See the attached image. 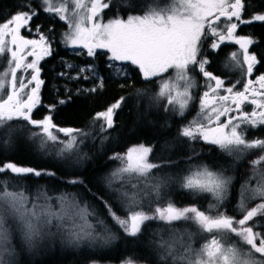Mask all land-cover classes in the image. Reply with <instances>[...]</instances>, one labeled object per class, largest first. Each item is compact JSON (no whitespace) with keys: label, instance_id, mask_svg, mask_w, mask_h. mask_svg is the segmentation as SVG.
Returning a JSON list of instances; mask_svg holds the SVG:
<instances>
[{"label":"snow or ice","instance_id":"6c2138e0","mask_svg":"<svg viewBox=\"0 0 264 264\" xmlns=\"http://www.w3.org/2000/svg\"><path fill=\"white\" fill-rule=\"evenodd\" d=\"M18 7L21 10L0 22V58L8 57L4 70L0 71V144L5 149L11 145L13 136L21 138L18 134L23 128L13 125V121L19 120L25 127L38 129L30 133L29 139L38 141V151L45 157L87 159L81 146L92 132L59 127L53 122L57 105L70 103V96L67 100L58 99L56 104L44 106L48 114L41 119L33 118L34 111L43 106L40 92L45 81L40 78L39 63L53 52L52 41L41 30L42 25H36L34 29L31 25L43 11L50 19L67 25V31L61 34L66 46L84 49L88 57L96 56L97 50H107V67L117 76L127 75L125 62L138 68L145 80L175 69V76L161 81L159 92L151 99L158 102L166 98L165 111L171 107L180 117L185 115L194 99L191 90L195 87V79L189 72H198L204 78L207 90L199 97L197 117L180 130L181 137L216 146L221 154L233 160L229 167H235L251 150H264V139L247 140L241 130L242 125L251 128L264 125V73L254 80L247 79L243 90L237 91L236 85L241 80L226 82L208 71L211 61L202 49L209 39L212 40L208 45L209 52L218 51L225 42H234L239 45V50L231 53L223 68L239 70L242 77L253 75L260 60L256 53L249 51V46L256 42L251 36L235 33L241 25L264 22V13L251 14L250 19L242 18L245 0H170L167 7L148 5L143 14H129L127 19L117 16L106 23L102 22L101 15L111 4L104 0H37L35 8L32 0H26ZM122 7L136 10L127 3ZM222 18L225 22L221 25ZM22 30L34 32L38 39L26 38ZM53 31L51 27L48 29L49 33ZM28 57L33 59L29 62ZM62 63L66 69L76 67ZM58 75L73 81H97L91 88L77 89V93H95L104 87L103 77L99 76L94 64L79 67L74 76L66 72ZM181 85L183 90L179 91ZM221 90L225 94L221 95ZM65 91L71 92V89L66 87ZM136 94L145 93L138 89ZM126 99L122 96L106 110L96 113L90 127L102 120L100 133L113 129L117 111ZM246 103L254 106L250 113L243 110ZM221 117L225 119L222 121ZM57 133L65 138L61 139ZM108 139L104 136L101 144ZM153 150L154 146L140 144L130 147L125 154L114 153L109 157L121 163L106 178L105 191L112 203L85 186L86 191L104 205L108 218L131 238L138 237L148 222H162L164 228L153 232L158 237L153 243L161 264L169 261L171 264H264V232L259 230L264 228V223H249L264 217V171L258 168L264 163V155L251 161L253 171L240 185L233 209L240 216L237 219L226 209L221 210L229 201L230 189L236 180L235 176L226 175L227 168L215 170L207 164H190L184 175H154V170L169 164L150 162L149 155ZM5 173L16 178L56 177L51 170L21 166L12 161L0 162V175ZM64 182L84 185L79 179ZM9 184V180H0V264H12L14 238L30 248L44 236L55 234H61L67 242L76 245L96 240L107 243L116 238L95 206L83 199V193L61 191L53 196L44 185H38L35 194L29 196L23 190L10 189ZM170 184H176L191 197L207 194L213 202L205 210L195 204L179 207L170 199L162 206L161 193ZM256 200L260 202L249 208V202ZM118 211L124 215H119ZM90 217L95 219V224ZM181 221L193 225L195 231L173 227ZM97 226L102 232L97 231ZM165 232L169 233L167 239ZM199 235H210V239L198 249L193 248V237ZM122 264H135V261L126 258Z\"/></svg>","mask_w":264,"mask_h":264},{"label":"trees","instance_id":"16d2710c","mask_svg":"<svg viewBox=\"0 0 264 264\" xmlns=\"http://www.w3.org/2000/svg\"><path fill=\"white\" fill-rule=\"evenodd\" d=\"M167 0H104L109 2L111 7L103 11L102 16L104 19H113L119 16L126 18L129 14H140L146 10L148 5L156 3H163ZM26 0H0V22L5 21L12 13L21 10L18 6ZM127 3L131 7H135V11H130L129 8L122 7ZM246 7L243 13L244 19H250L251 14L264 13V0H245ZM32 7H37V0H32ZM39 10V9H38ZM32 28L36 25H42V31L49 36L52 41V55L45 57L39 63L41 68L40 78L45 81L41 87L40 97L43 106L34 111L33 118L41 119L44 115L48 114L44 106L56 104L58 99L67 100L71 97V102L65 105H57L53 113V122L59 127H72L81 128L85 131H91L92 136L89 137L81 146V152L87 153V159L72 160L66 166L55 165L48 157H45L41 152H33L31 147L38 149V141H31L29 139L32 131H38L35 128L25 127L22 121H13V125H19L23 130L18 134L19 139L13 136L11 145L5 149L3 144H0V162L12 161L21 166H30L37 169H48L56 173V177L41 176L39 178L27 176L23 178H16L10 176L8 173L0 175V180H9L10 188H18L16 185L32 182L34 185H44L52 187L49 192H59V190L66 187H73L77 189H91L93 193L100 191L103 193L96 194L103 196L105 200L112 203V199L105 191L108 174L121 166V163L116 160H110L109 157L114 153L125 154L126 150L134 145L144 144L145 146H154L153 152L149 155V161L152 163H168L169 166L162 167L153 171L157 175L167 168L169 172L175 177L177 175L186 174L189 165L207 164L209 167L219 170L221 167L227 168L226 175H233L236 177L234 185L238 184L239 180H244L252 167L239 169L229 167L234 162L228 156L221 154L216 146L203 143L200 140L189 141L187 138L180 136V130L187 125L194 118L192 116L193 110L195 111L198 105V97L202 95L204 87V78L195 71L190 70V74L196 80L197 89L194 90L196 97L191 109L185 113L183 117L178 116L169 107L165 111L167 99L162 98L158 102L153 101L154 97L160 90L161 81L171 80L174 77L173 70L162 74L149 80H145L139 69L135 66L128 64L127 75L120 77L115 76L112 71L107 67L108 54L106 52H97L96 56L88 57L86 53L78 54L72 51L61 40V34L67 31V25L59 22L58 20L50 19L43 11L31 22ZM53 28L54 31L49 33L48 29ZM22 34L27 37L37 38L38 36L32 32L22 30ZM237 36H251L256 42L249 46V51L257 54L260 63L254 69L251 77L243 76V78H253L264 73V22H254L252 24L241 25L236 33ZM212 42L211 39L205 41L202 45L203 54L211 61L207 70L213 72L215 75L220 76L226 82L230 81L235 83L241 80V72L239 70H225L223 65L229 58L232 52L235 51V44L224 43L219 50L209 52L208 45ZM8 57L0 58V71H3L6 66ZM62 62H67L75 65V68L66 69ZM87 64H94L100 77H103L104 87L95 93L81 91L77 93V89H84L93 87L97 81L90 80H70L58 75L61 72H66L68 75L74 76L79 66ZM230 83H226L229 85ZM123 85V87H121ZM239 85V84H238ZM71 89V92H66L65 88ZM239 88V87H236ZM143 90L145 94L137 95V90ZM198 92V94H196ZM127 97L123 102L122 107L117 111L115 116V127L105 133L99 132L102 120H98L94 127H90V122L94 115L98 112L106 110L108 106L114 103L120 97ZM197 102V103H196ZM247 104L246 109L249 108ZM60 138H65L63 134L57 133ZM248 134L252 137H264V129H251ZM104 136L109 139L101 144ZM28 138V139H26ZM199 154V155H196ZM189 157H194L189 161ZM259 156H257L258 158ZM75 158V157H74ZM256 158V159H257ZM162 173V172H161ZM243 178V179H242ZM71 179H79L84 182V185H69L64 181ZM176 188H179L177 185ZM180 192L176 197L175 204L179 207L187 205H199L202 201L197 197H191L187 192ZM185 193V194H184ZM113 207L117 206L113 204ZM100 216L112 224L115 233H120L121 236L128 238L121 229L116 226L111 219L108 218L107 212L102 207H95ZM145 209V211H147ZM229 211H231L229 209ZM118 214L123 216V212ZM154 223V222H148ZM163 225V224H159ZM164 226V225H163ZM194 232V226H192ZM118 229V231H116ZM18 243L23 248V252H15L11 258L14 263V257L22 255L28 256L26 245L21 244L18 238L13 239V244ZM35 247V245L33 246ZM32 248V247H31ZM85 256L79 259L65 257L64 250H58L53 254H43L39 259L34 260V264H111L105 257L99 256ZM109 254V253H107ZM111 256H115L110 253ZM115 258V257H114ZM127 257L117 259L118 264H122ZM7 259V258H6ZM134 260V259H133ZM136 264H149L148 261L134 260Z\"/></svg>","mask_w":264,"mask_h":264},{"label":"rangeland","instance_id":"374dc122","mask_svg":"<svg viewBox=\"0 0 264 264\" xmlns=\"http://www.w3.org/2000/svg\"><path fill=\"white\" fill-rule=\"evenodd\" d=\"M169 3H170V0H167V1L163 2V3H156V4H153V5L154 6H157V7H160V8H163V7H167L169 5ZM140 14H143V13H140ZM133 15H137V14H133ZM123 19H127V17L126 18H123ZM101 20H102V22L106 23L109 19H104L103 16L101 15ZM224 22L225 21L222 18L221 25ZM25 37L28 38V39H38V37L37 38L27 37V36H25ZM225 43L235 44L234 42H225ZM235 46H236V48H235V51L234 52H236V51L239 50V45L235 44ZM68 47L72 51L77 52L78 54H82L83 52L86 53V50H84V49L76 48L74 50L72 47H70V46H68ZM97 52H106L107 53V50L101 49V50H97ZM107 54L109 55V53H107ZM31 59H33V57H28L29 62L31 61ZM6 64H7V61H6ZM123 66H124L125 72H127L128 63L125 62ZM79 67H83V66H79ZM171 70H173L174 76H175V69H171ZM111 71H112V73L115 76H117L113 70H111ZM190 73L191 72H189V75H191L193 77V75L190 74ZM19 75H20V73H18V76ZM85 75H89V73H85ZM120 76H123V74H121V75H119L117 77H120ZM256 77H253L252 79L254 80ZM247 79L248 78L241 77V83L239 85L238 84L236 85V87H239V88H236L235 90H237V91L242 90L243 89V83H245L247 81ZM226 86H231V84L226 85ZM196 89H197V83H196V80H195V87L192 88V90H191V94H192V96H193L194 99L196 98L195 97L196 95L194 96V90H196ZM178 90L179 91H182L183 90L182 85H181V87ZM206 90L207 89L205 88V84H204L202 94ZM173 94H175V92ZM196 94H198V92ZM220 94L223 95L225 93L221 90V93ZM199 97H198V105H196V109H195V111L193 110V114H192V116L194 118H191V120H193V119H195L197 117V113L199 111ZM192 102L190 103L187 111H189V109H191ZM247 104L248 103H246L244 105L243 110L250 113L252 111V109H253L254 106L251 105V104H249L250 105L249 108L246 109ZM224 119H225L224 117H221V120L222 121ZM259 128L264 129V125L258 126L256 128H251L249 126L242 125L241 130L245 133V136H246V139L247 140H253V139H257L259 137H254V136L251 137L248 134V131L251 130V129L256 130V129H259ZM61 139H64V138L61 137ZM259 139H264V137H262V138L260 137ZM135 146H139V145H134L132 147H135ZM127 150H126V152H127ZM261 155H264V150H261V149L251 150L244 157L243 160H241L238 164H235V168L236 169L237 168H239V169H245V168L252 167L251 161L254 160V159H256L257 156H261ZM258 168L261 171H264V163H261L260 165H258ZM251 173H252V171H250L248 173L247 177H245L244 180H239L237 185H234L235 183L233 184L232 188L230 189V199H229V201H226L225 202L224 208L221 209V210H225L226 209L227 210V213L229 215H234V216L237 217V219H239L240 216L235 211H233V209L235 208V205H236L237 200H238L239 188H240V185L248 178V176L251 175ZM153 174L154 175H157L155 173H153ZM133 183H136V180H133ZM252 183L255 184V181H253ZM180 190H181L180 188H176V187H167L161 193V196L163 198L161 199L160 203L166 204L169 199L172 200L173 202H175V197H177V195L179 193H182V192H180ZM183 192H185V191L183 190ZM197 198H199L202 201L198 205V207H200L201 210H205L207 208V205L209 203H212L213 202L212 199H211V197L209 195H207V194L201 195V196H199ZM259 202H260L259 200H256L254 202H249L248 207L250 208V207L254 206L255 203H259ZM145 204L147 205V200H145ZM145 209H147V207H145ZM229 209L231 211H229ZM90 219L92 220V222L94 224L96 223V221H95L94 218H91L90 217ZM256 221H260V222L264 223V217H257V218L254 219L253 222H249V223L250 224H253ZM153 222L154 223H151V224L150 223H147L146 226L144 227L142 233L138 237H136V238H131L130 237V240L128 238H124L125 241L124 240H121L120 238H122V237H120L117 233L111 231L113 234H115V237L116 238L114 240L108 241L107 243H105L103 240H96V241H91V242L90 241H84V242H81L79 245H76V244H72V243L67 242L65 239L60 238V236H57L55 238H53V236H52L45 243H44V240L38 241L37 244H36V246L33 247V248H36L37 250H40L41 252L50 251V252L54 253V252L58 251L57 250L58 247H59V250H64V249H66V246L67 245H69L70 247L74 248L75 250H79V248H81V249L101 248V247L104 246V249L100 250V251H103L104 252V251H107V250L113 248L116 245V243H117L118 250H120V251H124L125 250L126 251L127 258H131L132 260L133 259L134 260L141 259V260H144V261L147 260L149 264H161V262H159L158 259H157L158 252H157V250H156V248L154 246V243H153V241L156 240V239H158V237L154 236L153 235V232H154V230H156L158 228H164V226H163L164 224L162 222H157V221H153ZM159 224H163V225H159ZM173 227L174 228H177V229H180L181 231H183L186 228L188 230H190V231H193V229L191 227V224L190 223H185L183 221L176 222L173 225ZM259 230H261L262 232H264V228H261ZM97 231L98 232H102V229L100 228V226H97ZM194 231H195V228H194ZM168 235H169V233L165 232L164 233V238L167 239L168 238ZM207 239H210V235L194 236L193 237V240H192V246H193V248H197L198 249L202 244H204L206 242ZM126 241H128V242H126ZM41 245H43L42 248H40ZM50 252H48V253H50ZM257 257L260 258L258 256V254H257ZM168 264H171V262L169 261Z\"/></svg>","mask_w":264,"mask_h":264},{"label":"bare ground","instance_id":"6f19581e","mask_svg":"<svg viewBox=\"0 0 264 264\" xmlns=\"http://www.w3.org/2000/svg\"><path fill=\"white\" fill-rule=\"evenodd\" d=\"M91 88V87H90ZM243 90V89H242ZM26 139H28V138H26ZM29 140V139H28ZM31 140V139H30ZM31 141H33V140H31ZM32 148V151L33 152H39L38 151V149L36 148V147H31ZM49 158L53 161V163L55 164V165H61V166H66L68 163H70L72 160H75L76 158H74V157H71V158H63V159H61V158H58V157H56V156H49ZM162 172V173H161ZM160 172V174L161 175H170V176H172V177H174L173 175H172V173L171 172H169V170L167 169V168H165L164 170H162ZM18 188H10V189H12V190H17V191H19V190H23V191H25L26 192V194H28L29 196H33L34 194H35V192H36V189H37V186L36 185H34L32 182H29V185H26V183H22V184H20V185H16ZM176 186V184H170L169 185V187H175ZM47 190H51L52 189V187H50V186H46L45 187ZM61 191H67V192H75V193H83V199L84 200H87V201H89L92 205H94L95 207H97V206H99V207H102V203L98 200V199H96V198H94L92 195H90L89 193H88V191H86V188H84V189H77V188H73V187H66V188H64V189H61V190H59V192H56V193H54V192H49V195H53V196H55V195H58ZM97 193L96 194H101V195H103V193L102 192H98V191H96ZM175 200H176V197H175ZM175 203V202H174ZM161 205L163 206L164 205V203H161ZM155 206V205H154ZM153 206V207H154ZM97 213H98V211H97ZM98 215L100 216V214L98 213ZM101 217V216H100ZM102 218V217H101ZM107 225H108V227L111 229V231H113V232H115V229H114V226H112V224H110L108 221H107V223H106ZM116 231H118V229H116ZM52 232L53 233H55L56 232V229L55 228H53L52 229ZM120 237H122V238H120L121 240H124V238L125 237H123V236H121L120 235V233H117ZM53 236V238H55V237H57V236H60V238H62V239H65L66 240V238L64 237V236H62L61 234H55V235H47V236H44L42 239H40L41 241L42 240H44V243L45 242H47L48 240H49V238L50 237H52ZM40 240H38V241H40ZM37 241V242H38ZM67 241V240H66ZM125 241V240H124ZM37 242H36V244H37ZM91 242V241H90ZM126 242H128V241H126ZM36 244H35V246H36ZM14 245V247H15V252H23L24 250H23V248H22V246H20L17 242L16 243H14L13 244ZM43 247V245H41V247L40 248H42ZM102 249H104V246L103 247H101V248H91V249H81V248H79V250H75L74 248H72V247H70L69 245H67L66 246V249H64V251H65V257H70V258H74V259H79L80 257H85L86 255L87 256H95L97 253H99L98 255L99 256H103V257H105L111 264H118L117 263V260L115 259V258H117V259H121V258H125V257H127V255H126V251L124 250V251H120V250H118V248H117V243H116V245L113 247V248H111V249H109V250H107V251H100V250H102ZM36 250V251H35ZM57 250H59V247H58V249ZM26 251L29 253L28 254V256H26V255H22L21 256V258L18 260V255L17 256H15L14 257V263H12V264H34V260H36V259H39L40 258V256L41 255H43V254H51L52 252H50V251H44V252H41L40 250H37L36 248H30V247H26ZM48 252H50V253H48ZM107 253H109V254H107ZM110 253L111 254H113V255H115L114 257L113 256H111L110 255ZM53 254V253H52Z\"/></svg>","mask_w":264,"mask_h":264},{"label":"flooded vegetation","instance_id":"af4514ba","mask_svg":"<svg viewBox=\"0 0 264 264\" xmlns=\"http://www.w3.org/2000/svg\"><path fill=\"white\" fill-rule=\"evenodd\" d=\"M195 243V242H194Z\"/></svg>","mask_w":264,"mask_h":264}]
</instances>
